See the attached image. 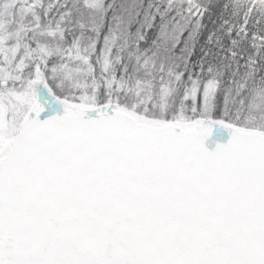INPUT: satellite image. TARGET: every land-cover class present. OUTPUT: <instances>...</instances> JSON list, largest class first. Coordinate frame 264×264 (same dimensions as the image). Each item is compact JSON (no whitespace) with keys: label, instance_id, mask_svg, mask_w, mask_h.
Here are the masks:
<instances>
[{"label":"snow or ice","instance_id":"1","mask_svg":"<svg viewBox=\"0 0 264 264\" xmlns=\"http://www.w3.org/2000/svg\"><path fill=\"white\" fill-rule=\"evenodd\" d=\"M0 264H264V0H0Z\"/></svg>","mask_w":264,"mask_h":264},{"label":"water","instance_id":"2","mask_svg":"<svg viewBox=\"0 0 264 264\" xmlns=\"http://www.w3.org/2000/svg\"><path fill=\"white\" fill-rule=\"evenodd\" d=\"M221 135L223 137V140L226 141V139H227V133L225 132V133H222Z\"/></svg>","mask_w":264,"mask_h":264}]
</instances>
